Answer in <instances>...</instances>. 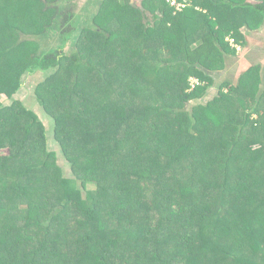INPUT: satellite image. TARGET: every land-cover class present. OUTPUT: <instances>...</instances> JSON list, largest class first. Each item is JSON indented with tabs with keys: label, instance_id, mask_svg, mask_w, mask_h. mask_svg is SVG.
<instances>
[{
	"label": "trees",
	"instance_id": "trees-1",
	"mask_svg": "<svg viewBox=\"0 0 264 264\" xmlns=\"http://www.w3.org/2000/svg\"><path fill=\"white\" fill-rule=\"evenodd\" d=\"M100 1L90 20L95 29L76 26L72 0L0 1V93H17L27 72L48 74L35 100L53 121L72 172L63 174L35 111L0 101V148L8 151L0 157V264H181V254L186 264L198 257L205 264H264V221L257 218L263 203L251 206L250 186L235 187L246 166L263 174L260 65L257 80L249 67L236 81L222 80L207 103L187 107L238 54L228 37L243 45L241 27L264 23V0H188L176 13L165 0H142V7ZM53 34L58 42L45 47ZM96 41L100 51L120 47L126 57L104 60ZM191 76L207 84L188 90ZM82 91L102 108H79L76 101L91 98ZM97 112L109 123L105 131L89 129ZM122 129L136 138L130 146L126 137L114 140ZM89 136L105 143L85 149ZM213 138L220 146L214 151L206 144ZM245 182L264 184V176ZM207 198L216 202L212 212ZM240 200L254 208L234 210ZM194 222L199 233L190 229ZM72 223L81 229L76 247ZM222 226L234 236L217 239Z\"/></svg>",
	"mask_w": 264,
	"mask_h": 264
},
{
	"label": "rangeland",
	"instance_id": "rangeland-1",
	"mask_svg": "<svg viewBox=\"0 0 264 264\" xmlns=\"http://www.w3.org/2000/svg\"><path fill=\"white\" fill-rule=\"evenodd\" d=\"M3 1V0H0ZM14 1V0H13ZM16 1V0H15ZM73 2L76 3L75 6V11L77 13V16L75 17L76 19V26H83V25H89V23H91L90 25H92V29H95L96 27L93 25V23L90 21H87V19L84 17L86 13H88L89 9L91 8V5H85V2L87 0H72ZM94 2H101L100 0H93ZM240 1V0H238ZM23 3H25V1H22ZM90 2V0H88L86 3ZM85 5V6H84ZM95 8V7H94ZM97 8V7H96ZM256 12V11H253ZM20 13V11L18 12V14ZM83 16H80V15ZM254 14H258L257 17L260 18V13H254ZM93 16V15H92ZM92 18V17H91ZM90 18V19H91ZM260 27H264V24L262 23ZM259 27V28H260ZM257 30V29H255ZM254 30L252 29H248L247 27L243 26L241 27V32L244 34L245 36V43L242 45V50H238V54L234 55L231 58V62L229 63V66L226 65V75L223 74L222 70L221 71H216L215 73L213 72V77L214 80L216 81L214 85L210 86L207 91L202 95L201 98H197L192 100L191 102L188 103L187 107L191 108V106L193 105H197V103H207L209 100H211L214 96L217 95L218 93V85L219 83L224 80V79H231L232 81H236L238 79V75H240L241 72H243L244 70L248 69L249 67L253 68L254 71H252V73L255 75V79H258V74H256V70L255 68L257 67V65H260L259 71L260 73L262 72L264 74V35L262 34H256V32H253ZM248 34V35H247ZM259 37H261L262 40H259ZM100 40H102L101 38H99ZM46 41L44 42L45 47H50L53 46L54 44H56L58 42V37L56 34L53 35H48L46 36ZM85 37H82V42H85ZM70 42V41H69ZM68 42V43H69ZM67 45L66 50H69L70 45ZM97 43V46L95 47V49H101L104 46H101V48L99 47V41L95 42V44ZM126 52L127 51H120V47H118L117 49H112V48H108L107 50H99V55L101 58H103L104 60H108V59H114L117 55L118 58H120L121 60L123 59V57H126ZM234 64V65H233ZM64 69V68H63ZM64 73L67 75V72L64 71ZM60 74H63V72H60ZM222 74V76H221ZM48 74L46 72L43 71H35L33 73H25L23 75V77L21 78V88L19 89V91L17 93H15L14 95H12L11 97L5 95V94H1L0 93V101L3 103V105H10L12 104L14 101L17 102V104H24L25 107H27L28 109H31L33 111H35L40 118L42 119V121H44V124L46 126V135H47V141H46V145L49 148L50 151H54L56 152V162L57 164L61 167L62 172L64 175L66 176H70L72 175L69 163L67 162V160L64 158L60 147L58 146V144L55 142V138L53 136V124H52V120L49 119L46 116L45 111L43 110L42 106L39 105L38 101L35 100V89L36 87H38L43 80L46 78ZM68 80L70 81V85H72L73 79L72 76H69ZM263 87V84H262ZM175 89V88H174ZM173 90V89H172ZM174 91H178V88H176ZM82 93H85V91H82ZM85 96L87 97H91V98H85L82 100V103L80 101H76L77 105L79 108L81 109H90L92 108V106H96L98 107V111L102 108L101 103L99 102L100 99H97V97L92 96L91 93L88 94L87 92L85 93ZM234 99V98H233ZM237 100V98H236ZM235 100V101H236ZM20 102V103H19ZM52 103V101H51ZM20 104V105H21ZM53 109L56 108V104H53ZM92 115V114H91ZM99 118V112L96 113V118L90 122L89 124V129L91 130L94 126V129L97 131H102V130H106V128L109 126V123L104 121V120H98ZM70 125L72 127H75V129H77L79 127L78 123H76V121H74V119L70 120ZM81 130L80 128L78 129V131ZM77 131V136H79V132ZM125 130L122 129V131L116 133L114 135V140L115 142H117V140H121L123 138L126 137V139L128 140V145L130 146V141H136L135 136H133V134H128V136H125ZM90 134V133H89ZM85 138V137H84ZM83 138V140H84ZM1 142H4L5 140V136L3 138H1ZM89 140L87 141V144H83L85 149H89V147L98 142L99 143H105V140L103 139H99L98 136L96 138H94V141L91 140V136H89L88 138ZM82 140V141H83ZM34 141V138L31 140V142ZM124 141V140H122ZM206 144L214 151V150H218L220 148V146H218L219 142L216 141L214 138L212 140L208 139L206 140ZM256 146H254L255 148ZM75 151V150H74ZM7 148H0V157L3 156L4 154H7ZM237 155V161L238 160H242L243 158L241 156L238 155V153H236ZM98 157H100V154L97 155ZM117 156H115V161L116 163H118L120 160L116 158ZM82 159H85V157H82ZM260 164H262V166H258L261 168V172L263 173L262 175H257L255 173H253L252 170H248L246 171V168L244 170H242V172H239V176H236L235 178V187L237 189H241L244 185H248L250 186V190L253 191V193H255V195L253 196V200L251 201V206L256 207L259 203H263L264 206V184H257L256 186H253L250 184V182H245L247 180V178L249 176H251L253 178V181L255 183V181H259L261 180V178H263L264 176V162H259ZM252 169H255V167H253ZM123 172V171H122ZM122 172H119L120 176L122 175ZM6 174V173H5ZM240 177V178H239ZM239 178V179H237ZM10 182L13 181L14 177L10 176ZM121 178L118 177L116 178V185L118 184V181ZM237 179V180H236ZM238 181H242V182H238ZM214 195V194H213ZM206 204L209 205V207L205 208L206 211L212 212L214 211V204H216V202L212 199V198H207L206 200ZM57 203V202H56ZM231 204V203H230ZM179 209L182 213H184L185 215L188 214L189 210L187 209L186 206L182 205V204H178ZM231 206V205H230ZM244 206V207H243ZM254 207H250V204L246 203L245 201H237L236 202V207H233L234 210L238 209H242V208H248V209H253ZM49 210L45 209V210H41V213L43 215H47ZM236 212V211H234ZM260 216L258 218V221H264V207L261 210V214H259ZM0 224L1 226H4L5 224V220L3 219L0 220ZM193 225L190 227L191 231H193L194 233H199L200 231V227L199 224H197V222L192 223ZM226 221L223 222L222 225H226ZM76 223H72L70 225L69 228V238H72V243L71 245L76 247L78 240L76 241V236L78 235L79 232H81V229L77 226H75ZM179 229V227H178ZM178 231V230H177ZM211 234V233H209ZM233 231L232 233L228 234L226 233V227L224 228L219 227L218 228V232H217V239H229L231 237H233ZM206 240L210 239L208 236V232H206V236H205ZM216 238V237H215ZM174 239H172L171 242H173ZM264 245V243H263ZM212 246V242L210 243V247ZM181 249V247L179 248ZM194 252V251H193ZM180 253V252H178ZM191 252H189L190 254ZM195 253V252H194ZM181 254V253H180ZM187 255V254H186ZM186 255L181 254V264H186ZM195 263L196 264H205L204 262H202L201 257L195 258ZM206 264H208V261L206 262Z\"/></svg>",
	"mask_w": 264,
	"mask_h": 264
},
{
	"label": "built area",
	"instance_id": "built-area-1",
	"mask_svg": "<svg viewBox=\"0 0 264 264\" xmlns=\"http://www.w3.org/2000/svg\"><path fill=\"white\" fill-rule=\"evenodd\" d=\"M171 7L174 8V13L177 11H181L184 7H186L189 4L188 0H165ZM231 41V44L233 47H235L237 50H242V45L234 40V38L228 37ZM207 81L202 80L196 76H191L189 78V87L188 90L194 89L198 85H206Z\"/></svg>",
	"mask_w": 264,
	"mask_h": 264
},
{
	"label": "crops",
	"instance_id": "crops-1",
	"mask_svg": "<svg viewBox=\"0 0 264 264\" xmlns=\"http://www.w3.org/2000/svg\"><path fill=\"white\" fill-rule=\"evenodd\" d=\"M88 1V0H87ZM86 1V2H87ZM252 1H255V0H252ZM85 2V5H91V8L89 9V11H88V13H86L85 14V18L87 19V21H90L91 19V17H92V15H94L95 13H96V6H97V3L98 2H94L93 0H90V2H88V3H86ZM132 2V4L133 5H135V6H138V7H142V0H132L131 1ZM84 5V6H85ZM95 7V8H94ZM80 16H83L82 14L80 15ZM264 24V23H263ZM254 31L253 32H256V34H262V35H264V27H260V28H258L257 30H255V29H253ZM248 35V34H247ZM259 40H262L261 39V37H259ZM264 42V41H263ZM231 62V61H230ZM227 65L229 66V64L227 63ZM234 65V64H233ZM227 67V66H226ZM223 72V74H225L226 75V71H227V69L225 68L224 70H222ZM245 71V70H244ZM214 73H215V71H214ZM221 76H222V74H221ZM239 76V75H238ZM216 80V79H215Z\"/></svg>",
	"mask_w": 264,
	"mask_h": 264
}]
</instances>
